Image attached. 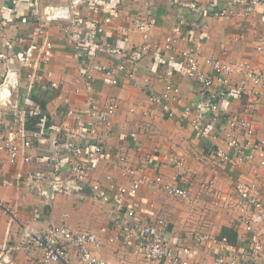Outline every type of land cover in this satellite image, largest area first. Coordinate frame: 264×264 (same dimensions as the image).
I'll use <instances>...</instances> for the list:
<instances>
[{
  "label": "crops",
  "instance_id": "obj_1",
  "mask_svg": "<svg viewBox=\"0 0 264 264\" xmlns=\"http://www.w3.org/2000/svg\"><path fill=\"white\" fill-rule=\"evenodd\" d=\"M71 1L20 0L16 13L11 3L0 0V21L8 23L4 35L0 36V50L11 57L10 67L19 70L17 89L7 101L0 100V147L18 129L13 125L14 115L23 118L26 138L31 142L29 149L20 151V155L24 152L31 158L30 163H24L22 158L11 162L6 151L0 148V200L11 206V213L0 211V246L5 251L4 255L0 254V264H36L40 251L20 247L24 229L45 231L60 223H66L72 231L96 234L100 246L95 252L101 259L116 264H149L133 254L121 235L126 230V223L137 227L157 219L163 221L160 233L172 245H190L192 260L199 264H213L215 257H226L228 247H235L239 256L246 255L249 237L237 225L238 211L228 198L240 178L248 180L258 175L264 181V167L255 162H222L212 152L216 146L226 149L223 129L225 121L233 116L243 115L250 120L255 129L254 139L264 141V91L248 82L241 93L231 92L240 78L233 75L228 94L219 102L220 119L213 130L222 135L217 134L216 139L195 136L191 128L192 115L182 118L180 108L169 112L168 107L156 100L168 83L180 88L185 105L201 98V88L184 68L180 56L182 50L191 46L197 47L198 63L206 73L210 74L211 69L204 64L205 59H221L233 66L249 64L255 71L264 73V9L258 8L249 16L236 14L221 18L210 8H224L226 0H199L195 11L180 6L185 0H120L116 6L100 5L96 17L118 12L106 28L103 36L106 42L124 47L127 38L129 46L145 43L149 48L137 63L133 76L122 74L118 85H111L101 74H93L91 93L96 103L100 107L110 100L117 103L110 126L95 136L103 145L102 152L80 193H55L53 198L45 199L38 190L46 187L51 192L49 183L32 189L25 186L23 178L29 171L47 170L51 142L61 145L66 138L64 125L74 132L76 143L87 140L89 136L80 125L86 120L82 112L88 96L81 72L89 61L100 64L114 61L103 54H90L79 59L75 55L69 24L44 21L46 9L70 6ZM78 10L85 17L82 30L85 35L90 27L88 17L92 10L87 2L78 6ZM22 17L27 19L26 24H21ZM135 17L150 22L146 38L133 27ZM176 26L180 33L175 49L156 55L155 48L167 36L173 35ZM20 38L24 40L22 43ZM45 40L52 45V56L46 64H39L37 49ZM25 55H30L42 75V80L31 88L24 78L28 69L18 62V58ZM2 77L0 66V82ZM64 99L68 100V105ZM67 109L79 114V119L67 115ZM237 138L242 139L241 136ZM21 140L18 139L19 145ZM120 155L128 159L134 170L133 178L145 179L133 201V218L125 217L123 212L115 209L116 192L108 189L109 185L116 188L127 184L131 178L118 171L116 165ZM62 157H65L64 153ZM172 157L182 159L180 169L171 163ZM65 168L63 175L67 176ZM157 178L159 182H155ZM5 181L12 182V186H4ZM94 184H100L110 198L108 202L92 197L91 186ZM166 186L186 189L188 197L179 199L169 195ZM101 228L106 231L100 233ZM222 229L235 237L234 243H228L227 247L221 243ZM196 234H207L209 240L196 247L191 243ZM256 264H264V255Z\"/></svg>",
  "mask_w": 264,
  "mask_h": 264
},
{
  "label": "built area",
  "instance_id": "obj_2",
  "mask_svg": "<svg viewBox=\"0 0 264 264\" xmlns=\"http://www.w3.org/2000/svg\"><path fill=\"white\" fill-rule=\"evenodd\" d=\"M11 3V7L17 13L20 6V0H6ZM154 2L155 0H149ZM90 7L91 14L89 18L90 27L87 34H83L85 17L81 15L78 6L86 3ZM120 0H72L70 6H55L49 7L45 11L44 21L47 23L62 21L69 24L71 38L75 42V55L79 59L87 55L103 54L113 58V62L108 64H100L97 62H88L81 76L86 82L88 96L85 101V110L82 112L86 120L81 122V129L89 136L86 141L76 143L72 132L66 125L65 140L59 145L56 141L51 142V156L47 162L46 171H29L23 178V183L28 188H39L44 182L49 183L51 192H48L46 187L38 190L40 196L45 199L53 198L55 193L70 192L80 193L83 190V183L88 178L93 170L95 160L100 156L103 145L98 141V133L101 129L110 126V118L115 114L117 103L115 100H110L104 107H100L91 93L93 74H101L111 85H118L119 80L123 75L132 77L135 72V67L140 62L148 51L147 44L128 45V39L125 38V46L119 47L110 44L103 38L106 28L118 16V12L113 11L111 14L102 17H96L100 10V5L116 6ZM199 0H185L180 3V6L189 11H195L198 8ZM264 9V0H226L224 8L213 9L210 11L214 15L226 18L240 14L249 16L256 9ZM13 9L9 10L11 12ZM21 24H26L27 19L22 17ZM7 22L0 21V36L4 35ZM133 27L146 33L151 24L149 21L140 17L132 19ZM180 28L176 26L172 36H167L160 45L155 48V54L161 55L175 49L179 41ZM24 40L19 39L22 43ZM93 53V54H92ZM198 49L196 46L184 49L180 52L183 66L186 71L192 76L196 83L201 88V98L199 101L190 104H183V93L180 88L173 84H166L162 95L157 98V102L165 107H168L169 112H175L180 108V116L185 118L192 115L191 128L195 136L214 138L217 134L222 135V132L214 129L215 122L220 119L219 102L225 94L230 90L232 84V76L235 75L239 81L233 85L231 92L235 94L241 93L246 84L252 83L260 91H264V73L255 71L249 64H239L233 66L225 60L221 59H205L204 64L208 66L211 73L204 72L198 63ZM30 55L20 56L18 58L19 65L28 69L24 78L27 81L28 87H32L35 82L42 80V75L38 73V66L30 60ZM52 56V45L48 41H44L37 49V63L46 64ZM11 57L0 50V66L3 77L0 82V100H8L18 86L17 69L10 67ZM57 87L55 84H52ZM258 92L257 94H259ZM256 94V95H257ZM63 102L68 105L67 99ZM171 106V108L169 107ZM39 110L37 109L36 112ZM71 109H67V115L79 119V114ZM13 125L18 128L15 133L3 142L1 149H4L11 162L18 158H22L24 163H30L31 158L24 152L20 155L21 150H27L31 147V142L26 138L27 132L24 128L23 118H17L16 115ZM223 141L226 149L223 150L216 146L213 149V156L218 157L222 162L235 163H253L264 167V141L254 139L255 129L250 120L243 115L233 116L225 121ZM59 132V129H57ZM133 136V135H132ZM237 136H241L239 140ZM21 138L20 145L18 139ZM20 141V140H19ZM96 141V142H94ZM94 142V143H93ZM62 153L65 157H62ZM64 158H67L64 160ZM171 163L176 169L183 166L182 159L172 157ZM118 171L125 177H131L129 183L119 185L113 188L112 185L108 189L115 190L113 200L115 209L123 212L127 218L134 217V208L132 207L134 198L137 196V191L140 186L145 183V179L133 178L134 170L130 167L128 159L125 155L118 157ZM63 167H66L67 176L63 174ZM111 183L113 182L110 178ZM159 182V179H155ZM4 186H12V182L5 181ZM264 189V181L259 179L258 175H254L252 179L240 178L233 188L232 194L229 196V201L232 206L238 211L237 225L249 237V249L246 255L237 254L235 247H228V255L226 257H215L213 264H256L264 255V198L262 190ZM165 190L169 195L179 199H186L188 191L183 188H174L166 186ZM92 197L96 200L108 202L110 198L102 190L100 184L91 186ZM0 211L11 213V206L0 200ZM163 226V221L157 219L150 224H142L140 226L125 224V232L121 235V239L131 247L135 254L142 262L149 264H199L192 260V250L190 245L178 244L172 245L168 239L160 233V228ZM158 228V229H157ZM106 231V228H101L100 233ZM113 240L112 238L110 239ZM209 240L207 234H196L191 242L196 247L203 246ZM223 247H227L228 242L225 238L221 239ZM100 246L98 236L87 231H72L66 223H60L52 226L45 231H32L24 229L21 237L20 247L27 251L36 249L40 251V258L36 264H116L112 261L101 259L97 256L95 249ZM4 249L0 246V254L4 255ZM12 264V263H10Z\"/></svg>",
  "mask_w": 264,
  "mask_h": 264
},
{
  "label": "trees",
  "instance_id": "obj_3",
  "mask_svg": "<svg viewBox=\"0 0 264 264\" xmlns=\"http://www.w3.org/2000/svg\"><path fill=\"white\" fill-rule=\"evenodd\" d=\"M37 120L32 121V125L36 123ZM27 126V125H26ZM221 237L225 238L227 240L228 243H234L235 237L233 235V233H231L230 231H228L227 229H222L221 232Z\"/></svg>",
  "mask_w": 264,
  "mask_h": 264
}]
</instances>
